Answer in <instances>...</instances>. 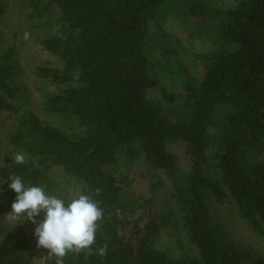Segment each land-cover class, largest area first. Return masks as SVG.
<instances>
[{
	"label": "trees",
	"instance_id": "16d2710c",
	"mask_svg": "<svg viewBox=\"0 0 264 264\" xmlns=\"http://www.w3.org/2000/svg\"><path fill=\"white\" fill-rule=\"evenodd\" d=\"M192 1L191 15L210 12L231 48L204 59L198 76L189 72L175 80L177 88L162 90L178 49L162 40L151 60L146 44L163 0H29L34 16L59 24L40 40L61 62L36 69L57 89L45 107L75 118L83 127L77 135L15 109V49L0 57V113L16 114L8 142L27 161L0 165V202L15 201L10 175L52 195L60 187L56 167L81 183L83 194L101 189L95 199L104 219L93 249L107 243V255L68 254L64 264H264L263 255L231 239L216 213L231 206L264 242V0H237L215 11ZM6 9L0 0V20ZM159 30L168 33L163 25ZM178 143L185 167L173 148ZM140 161L152 172L148 194L135 185ZM168 226L195 250L162 248ZM24 251L10 232L0 242V264H26Z\"/></svg>",
	"mask_w": 264,
	"mask_h": 264
},
{
	"label": "rangeland",
	"instance_id": "374dc122",
	"mask_svg": "<svg viewBox=\"0 0 264 264\" xmlns=\"http://www.w3.org/2000/svg\"><path fill=\"white\" fill-rule=\"evenodd\" d=\"M7 3L6 12L0 20V57L8 49H15L13 65L15 67V85L17 87V98L13 100L15 109L19 112L29 110L35 112L44 122L53 125L69 135H77L83 131V127L75 118L61 116L48 112L45 107V97L55 92L56 86L50 81L39 78L36 69L39 66H60L61 62L40 43V40L47 35L56 32L59 24L55 18L34 16L33 7L29 0H4ZM212 11L227 8L237 0H199ZM192 0H163L158 7L156 16L151 26L154 30V37L147 41L146 47L150 53L151 60H155L153 51L162 45V42L176 44L178 57L172 65V74H167V81L160 84L162 90L168 88L173 90L178 87L175 80L184 81L186 75L191 72L197 76L203 71V60L214 52L231 47L224 44L220 34L212 27L213 20L210 12L200 11L191 15ZM164 26L165 36L159 30ZM29 33L25 39V33ZM163 40V41H162ZM154 48V50H153ZM158 55V53H157ZM156 56V54H155ZM157 57V56H156ZM177 62V63H175ZM180 65L187 66V70H181ZM172 75V80H171ZM158 77V74H157ZM162 78V76L160 77ZM154 95H158L157 92ZM159 100V99H158ZM17 124L14 111H3L0 113V165L12 162V156L22 153L19 149L11 146L8 142L9 136ZM179 156L181 166L185 167L186 155L183 146L175 144L173 147ZM259 156H264V150ZM143 161L136 165L137 181L135 185L141 188L143 194L149 193V184L152 172H148ZM163 179L166 178L163 172L157 173ZM53 176L60 187L52 195L58 197L75 196L83 194L82 184L74 177L67 174L62 168L56 167ZM168 181V180H166ZM1 189V185H0ZM163 191L161 192V195ZM12 203L0 202V242L10 232L25 243L26 264H49L48 250L37 249L36 238L34 237L35 225L30 221L14 222L10 219ZM217 216L223 226L231 235V239L239 242L243 248L251 249L256 254L264 256V242L258 234L238 218L237 213L231 206L220 207ZM217 217V218H218ZM38 220L41 218H37ZM172 253H180L184 250H195L194 246L187 242L184 233L174 230L168 226L160 236V244ZM54 259V258H53ZM51 264V262H50Z\"/></svg>",
	"mask_w": 264,
	"mask_h": 264
},
{
	"label": "clouds",
	"instance_id": "9594fccd",
	"mask_svg": "<svg viewBox=\"0 0 264 264\" xmlns=\"http://www.w3.org/2000/svg\"><path fill=\"white\" fill-rule=\"evenodd\" d=\"M28 37L26 32L24 38ZM12 162L23 165L27 161L23 153H17L12 156ZM8 178L11 181L9 188L16 193L10 219L16 223L26 220L35 225L36 247L48 250L49 264L53 258L55 264H64L68 254H83L85 258L93 254L107 255V243L93 249L101 227L98 222L104 219V209L95 199L101 193L99 187L78 197L60 198L48 194L41 186H25L19 176L10 175ZM42 213L43 219L38 220Z\"/></svg>",
	"mask_w": 264,
	"mask_h": 264
}]
</instances>
